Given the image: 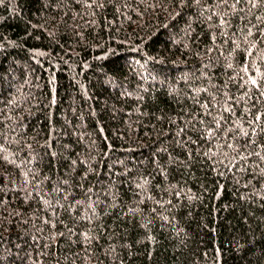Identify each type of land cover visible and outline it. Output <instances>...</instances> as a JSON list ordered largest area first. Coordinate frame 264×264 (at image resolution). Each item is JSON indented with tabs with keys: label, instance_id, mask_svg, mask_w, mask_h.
Returning <instances> with one entry per match:
<instances>
[{
	"label": "trees",
	"instance_id": "obj_1",
	"mask_svg": "<svg viewBox=\"0 0 264 264\" xmlns=\"http://www.w3.org/2000/svg\"><path fill=\"white\" fill-rule=\"evenodd\" d=\"M0 264H264V0H0Z\"/></svg>",
	"mask_w": 264,
	"mask_h": 264
}]
</instances>
